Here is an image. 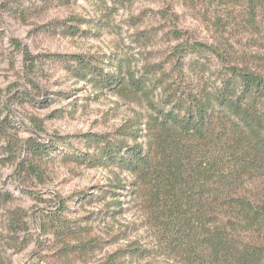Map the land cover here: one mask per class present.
Masks as SVG:
<instances>
[{"label": "trees", "instance_id": "trees-1", "mask_svg": "<svg viewBox=\"0 0 264 264\" xmlns=\"http://www.w3.org/2000/svg\"><path fill=\"white\" fill-rule=\"evenodd\" d=\"M221 1L240 10L236 21L261 33L264 0ZM85 22L76 17L53 24L64 36L76 37ZM214 39L211 45L178 44L167 66L149 60L141 69L117 56H51L76 80L142 103L143 112L112 134H79L85 151L64 152L62 165L103 168L113 177L94 192L59 197L55 211L40 223L42 261L87 264L106 242L96 233L97 223L115 221L128 198L141 217L138 230L151 242L145 247L141 238L130 241L99 264H134L156 256L168 264H264V75L250 68L264 58L238 53L223 36ZM27 146L32 163H23L20 174L38 177L44 154L56 143L30 140ZM15 200L0 192V215L5 211L8 220L6 233H0V264H6L8 249L22 250L32 242L20 241L29 229L24 210L8 209ZM102 203L105 209L75 216L77 208ZM125 228L122 238L130 226ZM48 250L53 254L46 258Z\"/></svg>", "mask_w": 264, "mask_h": 264}, {"label": "rangeland", "instance_id": "rangeland-1", "mask_svg": "<svg viewBox=\"0 0 264 264\" xmlns=\"http://www.w3.org/2000/svg\"><path fill=\"white\" fill-rule=\"evenodd\" d=\"M47 2L0 0V192H10L16 198L8 209L26 213L29 231L20 235V241L32 240L22 250L8 249L6 264H48L37 256L42 249L37 238L40 223L55 211L59 197L68 200L85 189L94 192L96 186L106 185L113 177L103 168L61 164L64 152L85 151L84 142L77 136L112 134L143 112L142 103L127 101L109 91L101 93L87 82L76 80L51 56L77 54L103 60V55H109L127 58L133 69H141L149 60L167 66L178 44L189 41L211 45L216 36H223L238 53L264 58V23L261 33L245 28L236 21L240 10L221 0H71L68 5ZM76 17L86 21L81 26L83 33L76 37L64 36L62 29L53 24ZM137 33L142 41L135 39ZM250 68L264 75V60L258 65L252 62ZM30 140L56 143L44 154L38 177L20 174L23 163H32L27 148ZM113 170L117 171L116 167ZM122 200L125 211L115 221L97 223L96 233L106 242L87 264L101 263L130 241L141 238L145 247L151 242L143 229L138 230L141 217L129 203L131 199ZM104 206L77 208L75 216L97 212ZM5 213L0 215V233H6ZM126 226H130L129 233L122 238L119 232ZM109 233L117 235L109 240ZM44 254L47 258L53 253L48 250ZM134 264H168V260L156 256Z\"/></svg>", "mask_w": 264, "mask_h": 264}]
</instances>
